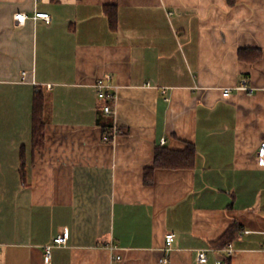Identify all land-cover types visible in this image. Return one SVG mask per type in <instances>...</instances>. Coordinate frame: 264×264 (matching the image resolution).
Instances as JSON below:
<instances>
[{
  "label": "crops",
  "instance_id": "crops-1",
  "mask_svg": "<svg viewBox=\"0 0 264 264\" xmlns=\"http://www.w3.org/2000/svg\"><path fill=\"white\" fill-rule=\"evenodd\" d=\"M243 80L264 86V0H0V264H264V92ZM189 146L193 167L153 169Z\"/></svg>",
  "mask_w": 264,
  "mask_h": 264
},
{
  "label": "trees",
  "instance_id": "trees-1",
  "mask_svg": "<svg viewBox=\"0 0 264 264\" xmlns=\"http://www.w3.org/2000/svg\"><path fill=\"white\" fill-rule=\"evenodd\" d=\"M108 15L112 27L115 26L116 14L109 12ZM44 110H45V98L41 93H36L34 97L33 104V124H32V136H33V149L39 150L45 146V122H44ZM107 128V126H106ZM108 128H113V125L108 126ZM196 157V150L194 147L189 146L183 153H173L166 149H161L156 151L155 157V167L153 168H163V169H180V168H190L194 166V161ZM152 170L146 172L148 177V182H151ZM241 233V228L233 226L217 243L216 246L226 247L231 243L237 235ZM224 264H230V258L225 260Z\"/></svg>",
  "mask_w": 264,
  "mask_h": 264
},
{
  "label": "built area",
  "instance_id": "built-area-1",
  "mask_svg": "<svg viewBox=\"0 0 264 264\" xmlns=\"http://www.w3.org/2000/svg\"><path fill=\"white\" fill-rule=\"evenodd\" d=\"M15 20L18 23L19 26H23L26 24L28 17L26 14L23 13H19L17 15H15ZM34 19H43L45 21H50V15L47 13H36V15L34 16ZM26 73H23V77L25 76ZM108 78H102L100 80L97 81L95 87L98 91V96L100 99L105 101V105H104V113L107 116H114L115 112H114V102L116 101V95H110V94H106V90L108 88H112L110 85H108L107 83ZM235 90L241 92H247L250 94H253L255 92H257L258 90L263 91L264 92V86H262L261 88H256V87H252L249 86L246 80H243L236 88ZM232 89H226L223 93V95L225 97H229L231 95ZM114 135L118 134V131L113 132ZM112 134V135H113ZM258 159L260 163H263L264 161V142L261 143L259 150H258ZM175 234L173 233H169L166 235V244L168 246H171L174 242H175ZM68 242V234H63L58 236L57 238L54 239V243L56 245H66ZM113 249V248H112ZM226 255L228 257H232L234 255V248L233 246L230 244L226 247V249L224 250ZM51 246L46 248V259L50 260L51 259ZM119 258V257H118ZM117 259V258H116ZM197 260L199 264H207L209 262V257H208V252L205 251H201L197 254ZM160 264H169V260L167 258H164L160 261ZM216 264H224L223 260H219L216 262Z\"/></svg>",
  "mask_w": 264,
  "mask_h": 264
}]
</instances>
